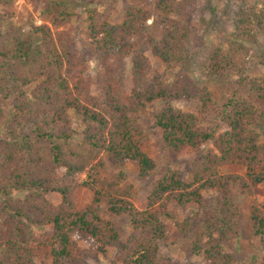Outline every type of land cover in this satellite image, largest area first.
Masks as SVG:
<instances>
[{
	"label": "trees",
	"instance_id": "obj_1",
	"mask_svg": "<svg viewBox=\"0 0 264 264\" xmlns=\"http://www.w3.org/2000/svg\"><path fill=\"white\" fill-rule=\"evenodd\" d=\"M49 1L35 24L15 20L14 0H0V119L9 102L12 110L0 138V264H87L107 257L108 249L117 250L110 264H175L159 256L166 221L181 235L193 233V256L232 264L224 248L239 235L238 201L264 188V140L255 130L264 123V68L250 77L239 67L234 82L224 85L225 103L217 104L189 76L186 52L200 48L204 74L225 78L237 69L238 53L201 44L186 24L191 0H154L164 28L147 40L163 65L154 74L143 46L152 19L141 7L147 0H129L118 23L111 1L86 13V38L100 73L94 93L89 58L65 29L73 15L62 0ZM226 1L233 45H257L264 39V0ZM174 101L197 108L181 110ZM156 102L162 105L148 112L151 127H143L141 116ZM152 130L160 131L159 148L169 161L194 153L184 171L146 153ZM110 162L119 169L133 162L140 179L155 178L143 209L134 205L127 175L112 172ZM82 192L89 200L81 206ZM170 204L195 213L177 221ZM248 210L247 238L263 250L250 264H264V204ZM103 214L128 218L124 240ZM78 235L94 247H81Z\"/></svg>",
	"mask_w": 264,
	"mask_h": 264
},
{
	"label": "rangeland",
	"instance_id": "obj_2",
	"mask_svg": "<svg viewBox=\"0 0 264 264\" xmlns=\"http://www.w3.org/2000/svg\"><path fill=\"white\" fill-rule=\"evenodd\" d=\"M48 0H14L13 13L16 15L15 20H19L25 23H41L40 12L43 10L44 4ZM52 1V0H50ZM49 1V2H50ZM59 1V0H57ZM67 6L68 11L73 15L71 23L65 28L67 29L78 49L82 54H86L89 58L88 75L91 78V84L93 92L95 93L98 88V80L100 77L99 69L94 60V53L92 47L89 45L86 38V16L87 11L90 9H97L102 11L105 9L108 2H115V12L113 13L112 22L118 23L121 21L126 4L129 0H62ZM187 2L189 0H181ZM193 5L191 10L193 13L186 20V24L191 28L196 35L201 39L204 46H216L221 49L223 53L237 54L236 64L238 67L233 72L229 73L227 78L219 76H206L202 69L200 60V48L189 47L185 55L186 69L193 80L194 84L198 87L207 88L213 100L217 104H224L228 91L226 82H234V76L239 73V67L247 76L258 77L263 72V66L260 64L261 55L264 54V39L261 35L259 43L257 45H249L243 43V49H237L232 43V22L224 15V9L227 5L226 0H191ZM152 14V19L148 22L151 23V27L146 39L143 41V46L146 50L145 54L148 57L151 64V74L161 72L163 65L155 57H153L150 51L147 49V40L151 37L158 38L164 28L158 23V14L154 10V0H147L146 4L141 5ZM126 63V75L129 76V60ZM173 106L181 110L194 111L197 108L195 102L192 101H174ZM162 103L156 102L147 109V112L141 116L140 123L143 127H151L152 121L148 112L157 110L161 107ZM12 115L11 104L8 103L5 108V117L0 119V138L3 137L4 128L6 122ZM255 130L258 133L259 141L264 140V123H260L255 126ZM160 131L152 130V134L149 139L148 145L144 148L146 153L154 160H159L163 164H169L184 171L185 164L191 162L194 156L193 152H183L175 160L169 161L164 153L159 148ZM110 170L112 172L123 171L128 178V181L133 185L136 190V198L134 205L137 209L141 210L146 205L147 192L150 185L155 178L140 179L135 163L127 162L124 168L119 169L112 162L109 163ZM78 203L82 206L89 200V195L82 192L78 197ZM264 204V188L260 186L252 197L240 199L238 201L239 208L241 209V215L238 219L240 226L239 235L237 239L230 242L225 246V251L233 257L232 264H250L253 257H261L263 250L257 240H251L246 235V223L248 209L251 205ZM168 211L171 212L177 221H182L187 217L194 215L195 210L189 206L180 208L175 204H170ZM103 217L114 222L119 228L122 239L124 240L129 232L130 227L128 224V218L125 216L114 217L104 215ZM202 216L199 214V220ZM167 222L168 236L164 242L159 244V256L161 258H167L175 264H208L202 256H193L191 254V240L193 233L181 235L173 224ZM81 247H94L93 243L87 238H82L80 235L75 238ZM107 257H95L88 260L87 264H110L111 261L116 259L117 250L108 249L106 251Z\"/></svg>",
	"mask_w": 264,
	"mask_h": 264
}]
</instances>
